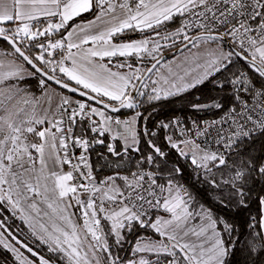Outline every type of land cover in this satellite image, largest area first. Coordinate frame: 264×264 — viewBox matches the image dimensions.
I'll return each mask as SVG.
<instances>
[{"label":"snow or ice","instance_id":"6c2138e0","mask_svg":"<svg viewBox=\"0 0 264 264\" xmlns=\"http://www.w3.org/2000/svg\"><path fill=\"white\" fill-rule=\"evenodd\" d=\"M0 264H264V0H0Z\"/></svg>","mask_w":264,"mask_h":264},{"label":"trees","instance_id":"16d2710c","mask_svg":"<svg viewBox=\"0 0 264 264\" xmlns=\"http://www.w3.org/2000/svg\"><path fill=\"white\" fill-rule=\"evenodd\" d=\"M174 107H177V108H179L180 107V105L179 104H176V105H174ZM190 114V113H189ZM177 115H181V113H177ZM253 214H255V213H253ZM17 223H19V221H17Z\"/></svg>","mask_w":264,"mask_h":264},{"label":"water","instance_id":"95a60500","mask_svg":"<svg viewBox=\"0 0 264 264\" xmlns=\"http://www.w3.org/2000/svg\"><path fill=\"white\" fill-rule=\"evenodd\" d=\"M57 89L60 90V89L58 88V86H57ZM66 94H67V93H66Z\"/></svg>","mask_w":264,"mask_h":264},{"label":"built area","instance_id":"2783aa9c","mask_svg":"<svg viewBox=\"0 0 264 264\" xmlns=\"http://www.w3.org/2000/svg\"><path fill=\"white\" fill-rule=\"evenodd\" d=\"M79 153H77V155H78Z\"/></svg>","mask_w":264,"mask_h":264},{"label":"crops","instance_id":"0c3cea01","mask_svg":"<svg viewBox=\"0 0 264 264\" xmlns=\"http://www.w3.org/2000/svg\"><path fill=\"white\" fill-rule=\"evenodd\" d=\"M57 91H59V90H57Z\"/></svg>","mask_w":264,"mask_h":264},{"label":"rangeland","instance_id":"374dc122","mask_svg":"<svg viewBox=\"0 0 264 264\" xmlns=\"http://www.w3.org/2000/svg\"><path fill=\"white\" fill-rule=\"evenodd\" d=\"M58 90V89H57ZM60 91V90H59Z\"/></svg>","mask_w":264,"mask_h":264}]
</instances>
